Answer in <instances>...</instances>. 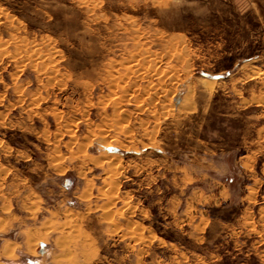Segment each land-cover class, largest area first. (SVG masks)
Listing matches in <instances>:
<instances>
[{
    "label": "rangeland",
    "instance_id": "374dc122",
    "mask_svg": "<svg viewBox=\"0 0 264 264\" xmlns=\"http://www.w3.org/2000/svg\"><path fill=\"white\" fill-rule=\"evenodd\" d=\"M0 264H264V0H0Z\"/></svg>",
    "mask_w": 264,
    "mask_h": 264
},
{
    "label": "bare ground",
    "instance_id": "6f19581e",
    "mask_svg": "<svg viewBox=\"0 0 264 264\" xmlns=\"http://www.w3.org/2000/svg\"><path fill=\"white\" fill-rule=\"evenodd\" d=\"M199 83L202 85V86H204V88H205V85L207 86V85H213V82H209V81H207V80H200L199 81ZM198 84V83H197ZM100 134V133H99Z\"/></svg>",
    "mask_w": 264,
    "mask_h": 264
},
{
    "label": "water",
    "instance_id": "95a60500",
    "mask_svg": "<svg viewBox=\"0 0 264 264\" xmlns=\"http://www.w3.org/2000/svg\"><path fill=\"white\" fill-rule=\"evenodd\" d=\"M40 254H42V252H40Z\"/></svg>",
    "mask_w": 264,
    "mask_h": 264
}]
</instances>
